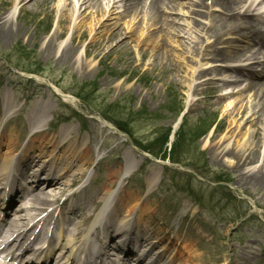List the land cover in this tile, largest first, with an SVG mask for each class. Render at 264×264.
Wrapping results in <instances>:
<instances>
[{"label": "rangeland", "instance_id": "obj_1", "mask_svg": "<svg viewBox=\"0 0 264 264\" xmlns=\"http://www.w3.org/2000/svg\"><path fill=\"white\" fill-rule=\"evenodd\" d=\"M34 1L36 0H32ZM85 1L87 0H54L50 4L52 11L49 13L44 9L43 3L34 4L32 9L23 11L21 0H0V22L10 20L15 27V33L7 38L0 34V127L5 115L12 113L2 134L0 131V143L3 145L1 150L4 152L0 163L6 162L9 156H6L9 142L17 143V157L25 155L28 134L34 125V115L37 110H42L44 113L40 115V119L52 114V121L50 129L40 133L42 135L37 136L35 141L38 143L67 137L69 153L62 150V155L66 157L65 166H71L75 162L72 158L68 159V154L75 148L78 147L85 157L88 154L83 148L89 141L91 148L88 164L81 166L85 171L81 173L85 174L77 179L66 178L64 183L71 186L56 197L53 193L48 205L52 206L53 201L62 198L65 200L69 194L77 192L80 206L84 207L88 203L93 208L103 194L121 192L120 195L144 202V227L150 233L156 230L160 231L159 236L162 238H177L176 242L181 248H193L198 255L191 258L188 253H182V249H171L166 261L179 250L182 264H262L264 221L257 212L259 209L264 215V185L259 180L260 171L264 172V125L261 127L262 149L259 152V163L236 166L235 157L218 154L217 158V154L211 152L213 145L219 147L223 144L222 148H236L240 145L244 147L237 151H243L246 146L255 142L254 135L259 126L256 124L258 102L254 101L253 94H247L243 98L238 96L237 92L247 86L245 81L241 82L242 86L230 85L213 94L212 87L215 84L203 85L199 74L204 73L209 82H213V78L215 82L235 80L229 71L223 76L212 73V69L225 66L224 63L211 59L209 52L213 48L214 36L221 35V42L216 45L219 49L226 48L227 42L249 46L247 40H241L231 32L244 22L242 16L255 23L258 22L253 18L260 17L264 20V0H246L239 9L241 17L230 21L212 0H174L175 5H178L177 9H166L163 13L174 19L170 31H164L159 25L155 26L147 7L135 17L128 16L125 13V2L128 0H101V9L90 3L85 7L82 5ZM92 1L96 0L90 2ZM201 2L204 3L202 10L196 8ZM195 10L203 11V14L196 16L193 14ZM65 15H68L69 21L61 27L59 23ZM82 21L94 28L85 27ZM131 30L136 34L135 37H131ZM59 31L63 35L48 53V42ZM84 31L86 34L81 37ZM112 32H118V36L106 41L98 49H94L95 46L91 48L99 40L108 38ZM141 34L142 39H158L161 46L156 49L145 46L139 39ZM122 40L128 46L113 50ZM73 43L76 47L74 54L62 58L63 49ZM10 55L14 56L16 67H31L41 73L39 78L42 81L57 85L60 91L76 99L65 103L48 87L37 83L29 84L6 63V57ZM157 56H160L159 60ZM239 64L248 63L242 61ZM257 67L258 70L261 69L259 65ZM170 88L174 91H169ZM170 92H177L179 101L184 99L185 108L188 109L190 123L185 124V132L193 135L197 129L194 134L196 138L210 128L188 150L192 154H196L197 150L204 151L203 170L223 173L231 181L232 194L219 192L209 199L210 182L195 179L194 186L205 193L207 208H198L186 193L178 192L164 174L161 179L163 184L159 183L157 188L148 191V183L161 175L162 164L145 160L146 157L133 147L132 137L123 133L127 135L125 137L113 127L104 126L99 116L98 111L104 113L106 107L116 102L125 104V113L134 115L141 111V118L137 122H131L132 119L127 114L123 116L130 122L128 127L135 139L147 143L154 140L158 133L163 134L171 124L178 130V122H174L173 114L164 108L167 106V97L168 101L172 99ZM77 96L86 99L84 101ZM242 108H246L245 114L238 120L236 114ZM144 109L159 112L155 117L159 119L144 117ZM71 110L84 115L87 131L82 130ZM203 120L209 122L200 123ZM252 123L256 125L252 126ZM64 128H68L69 133L61 134ZM173 138L171 135L172 143L176 137ZM165 147L166 153H169L171 145ZM61 158L59 154L55 161L60 162ZM34 159H40L37 151ZM129 159L134 162V172L126 180L125 188L123 186L119 189V181L125 168L130 165ZM79 168L78 163L73 172ZM167 183L170 185L166 186ZM75 186L78 187L73 189ZM16 209L18 207L14 212ZM246 212L250 216L243 217ZM177 218L181 219L175 220Z\"/></svg>", "mask_w": 264, "mask_h": 264}, {"label": "bare ground", "instance_id": "obj_2", "mask_svg": "<svg viewBox=\"0 0 264 264\" xmlns=\"http://www.w3.org/2000/svg\"><path fill=\"white\" fill-rule=\"evenodd\" d=\"M47 1V2H46ZM54 0H36L32 2V0H29L27 3V0H21V10L26 11L27 8L32 9L34 4L38 5V3L44 5V9L46 12H51L52 11V6L50 4ZM91 0H87L83 2V6L86 7L88 3L91 5L93 4L95 7H100L101 9V0H96L95 2ZM123 1V0H122ZM30 2V3H29ZM32 2V3H31ZM149 2V3H148ZM174 0H128L127 7L125 9V13L130 16L133 15H139L141 14L147 7V11L152 15V19L154 21L155 26H160L161 29L164 31L171 29V25L174 22V19L171 16H164L163 13L166 11V9L169 10H175L177 9L178 5H175ZM212 2L215 4L216 7L220 8L224 14L225 17H227L228 21L229 19H234L236 17H240L241 13L239 9L243 7L241 4L245 2V0H212ZM99 3V5H98ZM71 4V3H70ZM68 4L67 6H70ZM196 8H200L201 10L204 8V3H198ZM100 9L98 12H100ZM196 16H201L203 14V11L201 12L200 10H195L193 12ZM246 14V13H245ZM2 16V14H1ZM244 19L247 21L244 22L242 26H239L238 28L235 29L236 35H238L240 38H246L249 43L253 45V47L250 46H242V45H231L229 50H222V49H214L212 50L211 54L220 59L223 62H242V61H252V65H239L235 67L231 66H224V68H216L213 70V73L217 75H224L225 70L231 71V73L235 74V84L238 82H241V79L244 75H246L250 82L247 88L244 90H241V94H248L252 95L255 102H258V111H257V125L259 124L254 138L255 142L253 144H249V146H246L243 151H237V149H241L243 147L236 146L234 147H223V144H221L219 147L213 145L212 146V153L220 154L221 156L225 157H235L236 159V166H239L240 164H243L242 166H249L254 163H259L260 162V156L259 152L261 153L262 149V141L260 139L262 135V128L263 123H264V74L262 76H257L254 71L255 65L259 64V66L262 68V72L264 73V30L262 29V26L264 25V21L261 20L260 18H253L255 19L254 21L258 22H251L250 18H246V16H242ZM1 19V17H0ZM1 21V20H0ZM69 21L68 15H65L63 18H61L59 26L62 27V24H66ZM84 23L85 27H90L91 29L94 28L93 25L89 26L87 23L82 21ZM15 33V27L14 23L10 20H7L6 22H0V34L1 36L6 35V38L9 37L10 34ZM86 31L82 32V36H85ZM63 35V32L60 33L56 32L53 34L51 39L48 42L47 46V52L50 53L56 44V41L60 39V37ZM130 35L136 36L135 33H132V30L130 31ZM118 36V32H112L108 38H103L97 42V44L91 46L98 49L100 48L106 41H110V39H114L115 37ZM143 34L139 36L140 41L145 46H149L153 49L159 48L161 46V43L159 42L158 39H152V38H145L142 39ZM215 43H220V38L221 35L217 36L215 34ZM96 38V36H94ZM242 40V39H241ZM74 41V40H73ZM77 43V42H75ZM128 44L125 40L120 41L114 48L113 50H119L122 47L125 48L127 47ZM93 49V50H94ZM76 51V47L73 44L71 46H68L63 49L62 51V58H68L74 52ZM194 53V50L192 51V54ZM194 55V54H193ZM165 60V56H163ZM131 58V57H130ZM160 59V56H157V60ZM191 69V66H190ZM247 73V74H245ZM201 78L203 79V85H209L210 83L215 84V87L213 88V94L215 92H218L222 87H225L229 83H226L224 81H220L218 84L215 82L213 78V82H209V80H204V75H201ZM209 88V87H207ZM69 96L66 95L65 100H73L70 98H67ZM245 108L240 109L237 112V118L238 120H241L245 114ZM44 112L42 110H37L36 114L34 115L32 123L34 125L31 126V135H33L35 132L39 133L42 132L43 130L47 129L49 126V123L51 122V116H46L44 115L40 119V115L43 114ZM39 114V115H38ZM9 115V114H7ZM6 115V116H7ZM52 115V114H50ZM35 118H37L35 120ZM10 116L7 117V121H9ZM4 122H6L4 120ZM36 124V126H35ZM256 124H251L256 125ZM108 126V125H106ZM61 134H67L69 133L68 128H64L61 130ZM36 133L32 136V138L36 135ZM212 139V138H211ZM32 139H30L31 141ZM66 138H62L61 141L56 142L55 140H43L42 142H36L32 141V143H29L25 149V155L21 156L19 159L17 158L18 153H16L17 149V143L15 142H9L8 144V150L6 153V156L9 154V156L6 158V162H1L0 164V191L5 192V201L4 207L1 208L3 211V214L0 216V247L5 245L4 248L6 247V252L9 250H12L15 245L18 246L16 249L20 248L22 253L20 255L15 256L14 253H6L7 255L4 258L0 257V264H11V263H17V264H53L52 261H49L52 257V252L54 249L52 247H48L45 253H42L43 251L40 252L42 248H39L38 250L34 249L33 245L38 242L41 239V234L40 231H43L46 229V234L44 239H46V242H50V240H53L54 238V231L59 228L60 231V236L62 237L63 240V245L62 249L65 251H59L58 256H56L53 260L55 264H75V260L77 257V252L78 250L81 249V247L84 246L85 242L86 243V248L89 249L91 247V238H92V231L96 228V224L100 222H105V228L107 229V233H104L103 236L101 235L100 229H96V233L98 236V239L96 240L97 245L99 247L96 249L97 258L101 261L104 262V264H109L108 263V252L112 246L111 243H114L113 238L115 235L113 234L112 228L114 227L115 224V219L111 217L112 214L117 215V212L120 208H128V211L125 215L124 218H117V226L118 228H121L122 232V237L120 239H123L125 237H130V235L137 233L138 234V243L140 245V249L138 250V253H141L140 251H143L144 254L140 255L135 251L132 250L130 247L127 245L123 247H118L116 250L118 251V254L122 256L121 258H117L116 263L117 264H127V261L131 256L137 257V264H172L175 260L176 257L181 253L179 252L175 257H173L172 261H168L165 263H162L166 257L170 253V249H174V244L171 246L165 248V250L159 251L157 254L152 255L153 250L156 246V243L158 245L161 244L160 240L159 242H156V236L154 233L152 234H147L146 230L142 229V220L145 218V210L142 209V205L140 203H136L135 200H132L131 198H127L126 196H123L120 200H117L116 207L112 208L111 212H109L108 209L105 211L100 212L95 219V222L91 225V227L86 226V220H83L80 224L76 225L73 227V231H69L68 225L73 224V220L69 219L64 212H62V209L60 208L59 213H58V219H52L49 223L50 218L52 217V211L48 214L46 218H42L39 221L38 226L40 225L39 231L34 234H31L30 238L26 240V236L32 231L35 230L33 227H35L34 222L36 221V218L38 215L43 213L41 210L44 205H46L49 202V197L53 195L58 196L62 192L65 191V188H68L69 186L64 183L66 178L71 177V178H77L82 171L81 166H85L88 164L87 158L91 154L90 146L88 143L84 149L86 151L85 153L88 154L87 157H85L80 150H78V147L75 148V150L71 153L68 154L69 151L67 149L68 142H65ZM56 143H64L63 145L59 146L60 144ZM67 143V144H66ZM67 147L64 149L65 152H68L67 154L70 155L68 157L72 158L75 160L74 164L71 166H65L66 162V157L62 155L61 152V147ZM229 146V144L227 145ZM2 147L3 145L0 144V158L4 154L2 152ZM2 149V150H1ZM37 151V154L39 155L40 159L35 160L34 159V154ZM49 153V154H48ZM243 153V154H242ZM48 154V155H47ZM61 155V161L59 160L56 162L55 159L58 157V155ZM247 154V156L245 155ZM44 157H47L49 159H44ZM18 159V160H17ZM37 161V162H36ZM80 168L77 169L75 172H73L74 165L78 164ZM32 164H35L32 167L31 174L33 175V178L30 177L32 180V184L34 185V188H29L26 191L25 189H22V186L20 185V182L18 181L21 179L22 174L25 173L24 166L28 167ZM39 164V166H38ZM128 164L130 166L126 167L125 174L123 176V183H126L127 178H129L132 175V165L134 162L129 159ZM248 164V165H247ZM37 166V167H36ZM36 167V168H35ZM240 168V167H237ZM54 169H62V172L60 171L58 174L54 172ZM36 171L35 173H33ZM44 173V176L41 178L40 174ZM85 172V171H84ZM261 177H259V180L263 183L264 185V172L260 171ZM43 175V174H41ZM254 177V176H253ZM257 177V176H255ZM24 180V178H22ZM46 179V181H43ZM161 177L159 179L156 178L153 182L149 183V189H153L154 186L157 182L160 183ZM252 182V181H251ZM250 183V181H249ZM43 184V185H42ZM31 186V184H28ZM70 185V184H69ZM11 186V187H10ZM8 189V190H7ZM100 192V191H99ZM7 193V195H6ZM20 202V204L24 205L27 202L28 203H35L36 205H29V206H23L21 209L19 208L18 211L15 213V216L11 212L12 205L14 204V199H16ZM102 201L105 199L107 201L115 202L116 200V195H108L106 194L105 196L102 197ZM69 199L67 200V202ZM113 205V204H112ZM17 206V205H16ZM79 206L78 203L75 202L71 207H70V212L73 214L77 213ZM37 212H40L38 215L35 217L33 216ZM108 213V214H107ZM136 214V220L134 222L130 221V216L132 214ZM107 214V216H106ZM14 217V218H13ZM54 218V215H53ZM79 218L84 219L85 215L84 213L80 214ZM43 220V221H42ZM53 221V222H52ZM64 225H67V229H65ZM37 226V227H38ZM36 227V228H37ZM52 228V229H51ZM89 235V236H88ZM33 236V237H32ZM126 239V238H125ZM130 239V238H129ZM61 240V244H62ZM127 240V239H126ZM127 242V241H126ZM44 243V242H43ZM101 243V244H100ZM52 246V245H51ZM56 248H59L58 243L55 244ZM150 247V248H149ZM92 248V247H91ZM143 249V250H142ZM184 254L188 253L189 257L194 258L197 257L198 255L196 254V251L191 248H182ZM34 252V253H33ZM92 251L87 250V255H89ZM26 253H29L27 257L25 256ZM32 253V254H31ZM93 253V252H92ZM115 255V254H114ZM124 256V257H123ZM151 259L149 262L145 261V258ZM39 259L38 263L35 261ZM61 259V260H60ZM97 259V260H98ZM181 259V258H180ZM179 259V260H180ZM90 260L91 264H99L98 261H96L92 255L90 254ZM33 261V262H32ZM35 261V262H34ZM96 261V262H95Z\"/></svg>", "mask_w": 264, "mask_h": 264}, {"label": "trees", "instance_id": "obj_3", "mask_svg": "<svg viewBox=\"0 0 264 264\" xmlns=\"http://www.w3.org/2000/svg\"><path fill=\"white\" fill-rule=\"evenodd\" d=\"M21 52H23V51H21ZM28 71H30V70H28ZM170 94H171L172 99H170L167 102V106H164V108L168 109L167 111L172 113L173 116L174 115L178 116L180 111H181L182 103L180 101H178V96H177L176 92L175 93L170 92ZM124 106H125V104L123 102H117V103L111 104L108 107H106V110L104 111V115L109 120H112L113 122H115L119 126V128H121L122 130H124L126 132H130L129 127L127 126L128 121L123 116L125 113V111H123ZM144 110H148V109H144ZM125 114H127L131 117L130 113H125ZM136 114H141V112H137ZM195 131H194V134H195ZM205 133L206 132L201 133V135H197V137L195 138L194 134L190 135L187 132H185V128L183 127L181 129L180 133L178 134L176 142L174 143V146L172 148V154L170 155L171 161L174 163H182V156L188 151L184 147H186V146L190 147L194 141L197 142V140L201 136L205 135ZM169 134H170L169 131H167L166 134H163L160 136L161 138L158 137L152 143V145L149 144V145L143 146L142 143H139V142H137V143L139 144L140 147H142L143 149H145L146 151H148L149 153H151L155 157L158 158L161 156V157H163V159H165L167 156L165 146L168 142V135ZM197 151L200 153L199 150H197ZM199 156L202 158L203 154L200 153Z\"/></svg>", "mask_w": 264, "mask_h": 264}]
</instances>
